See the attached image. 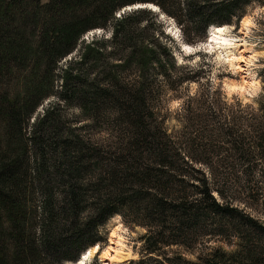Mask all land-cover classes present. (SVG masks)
Instances as JSON below:
<instances>
[{"label":"trees","instance_id":"1","mask_svg":"<svg viewBox=\"0 0 264 264\" xmlns=\"http://www.w3.org/2000/svg\"><path fill=\"white\" fill-rule=\"evenodd\" d=\"M139 3L173 18L189 45L264 7L0 0V264L77 263L106 242L102 228L115 216L146 230L129 264H264V221L233 196L246 187L264 194V97L257 109L224 103L205 67L177 63L176 41L155 13L121 14ZM202 76L206 87L183 108L191 135L170 132L162 98L181 99ZM66 108L78 111L72 120ZM220 238H238L237 249L186 257Z\"/></svg>","mask_w":264,"mask_h":264},{"label":"rangeland","instance_id":"2","mask_svg":"<svg viewBox=\"0 0 264 264\" xmlns=\"http://www.w3.org/2000/svg\"><path fill=\"white\" fill-rule=\"evenodd\" d=\"M136 8L149 9V6L148 4L139 3L130 6V8L127 7L126 9L133 10ZM159 11L161 12V10ZM153 13H155L158 19L163 23L166 33L176 41V44L172 46L174 47L175 59L179 65L195 69L205 67L204 71L209 76L208 78L210 81H212L214 85L221 87V98L224 103L236 107L238 106V102H240L243 107L254 105V109L258 108V100L264 97V7L253 4L239 22V25L236 23L224 25L228 27L224 33L223 39L227 40L231 46L224 45L222 40L215 42L216 46H223L224 55L217 49L211 51L207 50V32L202 35L197 43L189 45L185 41L186 39L182 27L173 18L167 15L162 17L159 12L154 11ZM244 19H247L248 22L246 26L243 25ZM104 33L105 31L103 30L94 31L87 34L84 39L91 40L94 36H102ZM106 36L107 38L111 36L110 30H108ZM182 44L191 46L193 52L190 54L184 52L181 46ZM230 56L239 59V61L234 63V66H231L229 62L230 58L228 57ZM205 77L206 76H202L199 83L194 82L184 86L180 93L182 95L181 99L174 97L176 95L174 92L167 91L165 93L160 103L161 117L165 119V126L170 132H184L188 138L191 135L192 130L187 129L189 118L184 115L185 113L183 111L186 102L185 98L187 95H195L200 91V88L206 87L207 83ZM51 101H53V99L47 100L39 108L38 114L43 113L44 109L51 104ZM77 113L78 111L75 109L66 108V110H64L65 117L70 120H72ZM189 117L191 118L192 115H189ZM212 156H215V154L212 153ZM261 177L262 176L258 177L259 181H262ZM233 196L241 201L239 206L242 209L252 217L264 221V194L262 192L258 190L250 192L246 187L233 193ZM102 229L107 233L106 242L101 245L98 244V253L95 254L93 258L88 259L85 262L86 264L105 263L104 256L108 254L107 251L109 247L112 246V234H114L117 239L118 237L121 238L124 243V252L126 253L124 254V258L118 260L116 264H129L133 260H139L142 245L140 240L146 233L145 229L127 224L122 216L113 217ZM238 243V238H231V240H221L220 238L219 242L218 239H215L207 244L202 243L200 249L192 253L190 252L186 257L190 260H196L200 251L202 252L203 250L205 252L207 246L209 248L220 246L228 252L235 251ZM207 252H210V250L207 249ZM62 264L68 263L64 262Z\"/></svg>","mask_w":264,"mask_h":264},{"label":"bare ground","instance_id":"3","mask_svg":"<svg viewBox=\"0 0 264 264\" xmlns=\"http://www.w3.org/2000/svg\"><path fill=\"white\" fill-rule=\"evenodd\" d=\"M148 6L151 7L152 9H154L156 12H159L158 8H156L155 6H153V7L150 6V5H148ZM143 7H145V6H143ZM162 17H164V16H162ZM247 23H248L247 19H244L243 20V25L246 26ZM226 30H227V27L218 28V29L217 28H212L211 29L212 32L210 31L208 39H207L208 41L206 42L207 50L211 51L213 49H217L218 51L221 52L222 55H224L223 54V52H224L223 46H216L215 42H217L219 40L220 41L222 40L224 45L231 46V44H229L227 40L223 39V36H224V33H225ZM181 46H182V49L184 50V52H186L187 54L188 53L190 54L191 52H193L192 47L184 45V44H182ZM226 50H228V49H226ZM228 58H230L229 62L231 63V66H234V63L236 61H239V59H237L235 57H231L230 56ZM250 85H253V84H250ZM111 245L112 246L109 247V249L107 251L108 254L105 253L106 255L104 256V261H105L104 264H116V263H118V260L124 258V254H126L124 252V243H123V241L121 240L120 237H118V239H117V237L114 236V234H112V236H111ZM98 251H99V246H96V247L90 249L87 253H85L83 255V257H81L78 260L77 263H68V264H86L85 262L88 259L93 258V256L95 254H97Z\"/></svg>","mask_w":264,"mask_h":264},{"label":"water","instance_id":"4","mask_svg":"<svg viewBox=\"0 0 264 264\" xmlns=\"http://www.w3.org/2000/svg\"><path fill=\"white\" fill-rule=\"evenodd\" d=\"M136 9H140V8H136ZM136 9H133V10H136ZM149 9L152 10L153 12L155 11V10L152 9L151 7H149ZM127 10H130V9H124V10H122V11H121V14H124L125 11H127ZM158 10H160V8H158ZM130 11H132V9H131ZM155 12H156V11H155ZM118 17H120V16H118ZM209 33H210V29L207 31V35H209ZM83 255H84V254H81V255H80V258L83 257ZM80 258H79V259H80ZM79 259H78V260H79Z\"/></svg>","mask_w":264,"mask_h":264}]
</instances>
